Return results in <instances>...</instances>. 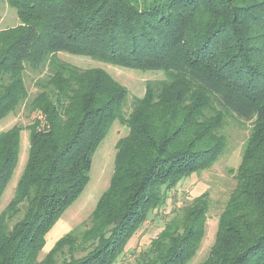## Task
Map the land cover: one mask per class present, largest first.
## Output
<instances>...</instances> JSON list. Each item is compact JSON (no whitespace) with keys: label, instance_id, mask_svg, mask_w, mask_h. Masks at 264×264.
Returning a JSON list of instances; mask_svg holds the SVG:
<instances>
[{"label":"trees","instance_id":"16d2710c","mask_svg":"<svg viewBox=\"0 0 264 264\" xmlns=\"http://www.w3.org/2000/svg\"><path fill=\"white\" fill-rule=\"evenodd\" d=\"M19 24L0 30V121L28 98L26 70L48 72L27 110L28 155L0 212V264H112L168 193L209 168L227 117L252 122L236 185L200 264H264V0H2ZM58 53L162 72L124 116L127 90ZM113 173L85 223L43 256L45 238L89 182L111 125ZM20 128L0 133V199L18 163ZM206 193L167 221L136 264H188L205 235Z\"/></svg>","mask_w":264,"mask_h":264},{"label":"rangeland","instance_id":"374dc122","mask_svg":"<svg viewBox=\"0 0 264 264\" xmlns=\"http://www.w3.org/2000/svg\"><path fill=\"white\" fill-rule=\"evenodd\" d=\"M18 24L15 10L0 0V30L14 27ZM57 58L61 62L79 69H101L115 82L124 87L127 90V98L123 108L124 116L131 111L134 100L144 96L148 83H155L165 79V75L162 72L118 67L88 57L58 53ZM47 72V66L41 68L40 71L32 72L26 70L24 83L28 98L20 102L15 110L0 121V133L14 126L20 128L18 163L1 196L0 212L9 203L27 159L29 148L27 126L37 117L36 113L31 114L27 110L29 101L37 93L34 83L38 79L44 78ZM251 128L252 122H244L233 117H227L221 130L226 139V146L218 159L209 168L192 174L180 182L173 191L169 192L166 205L153 211L148 216L147 221L126 243L123 253L112 264H136L139 256L144 255V251L149 247L151 240L162 230L165 223L170 221L174 214L187 207L193 199L206 193L209 198V210L205 225V235L195 256L188 263L200 264L207 257L209 249L214 242L219 216L235 188V173L241 162ZM127 134L128 128L124 123L115 121L111 125L106 137L93 154L87 186L76 202L64 212L49 234H47L50 236L47 237L46 235L47 240L45 238L46 243L39 253V257H43L53 247L55 242L66 233L74 229H84L83 226H85L91 215L97 200L108 188L113 173L117 142L127 136ZM52 239H54V242ZM50 243L52 245L48 249Z\"/></svg>","mask_w":264,"mask_h":264},{"label":"crops","instance_id":"0c3cea01","mask_svg":"<svg viewBox=\"0 0 264 264\" xmlns=\"http://www.w3.org/2000/svg\"><path fill=\"white\" fill-rule=\"evenodd\" d=\"M49 232H50V231H49ZM49 232H48V234H49ZM49 236H50V235H47V237H49ZM47 237H46V240H47ZM50 239H51V237H50ZM50 239H49V240H50ZM52 240H53V242H54V239H52ZM45 243H46V242H45ZM51 243H52V242H51ZM51 243H50V245L48 246V249H49L50 246L52 245Z\"/></svg>","mask_w":264,"mask_h":264}]
</instances>
